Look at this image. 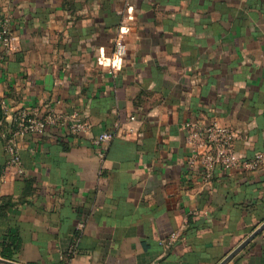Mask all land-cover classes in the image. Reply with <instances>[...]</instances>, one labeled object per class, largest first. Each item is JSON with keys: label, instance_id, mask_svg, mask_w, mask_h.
I'll return each mask as SVG.
<instances>
[{"label": "crops", "instance_id": "obj_1", "mask_svg": "<svg viewBox=\"0 0 264 264\" xmlns=\"http://www.w3.org/2000/svg\"><path fill=\"white\" fill-rule=\"evenodd\" d=\"M7 17L0 253L15 239L21 264H219L264 223V167L205 184L187 143L188 123L217 121L241 157L264 152V0H0ZM20 107L92 130L22 138L19 170L4 109ZM227 264H264V230Z\"/></svg>", "mask_w": 264, "mask_h": 264}, {"label": "built area", "instance_id": "obj_2", "mask_svg": "<svg viewBox=\"0 0 264 264\" xmlns=\"http://www.w3.org/2000/svg\"><path fill=\"white\" fill-rule=\"evenodd\" d=\"M126 34V25L122 22L115 38V60H120L127 55ZM0 44L7 51L13 49L11 20L8 17L0 21ZM4 114L10 119L12 128L6 145L11 155L10 163L17 166L19 170H22V160L18 143L22 138L55 129L71 136L86 135L92 130V126L82 120L78 113L66 114L51 107L44 111H30L24 107L6 108ZM187 127L190 129L187 143L192 152L190 164L200 170L205 184L212 182L217 171L221 173L255 172L264 167V152H259L251 158L239 155L236 149L237 134L231 127L217 121L188 123ZM113 138L112 132H102L95 137L93 143L99 146L111 142ZM177 238L178 236L173 234L161 244L171 246Z\"/></svg>", "mask_w": 264, "mask_h": 264}, {"label": "water", "instance_id": "obj_3", "mask_svg": "<svg viewBox=\"0 0 264 264\" xmlns=\"http://www.w3.org/2000/svg\"><path fill=\"white\" fill-rule=\"evenodd\" d=\"M264 230V223L258 227L245 241H243L236 249H234L224 260L219 264H227L232 260L240 251H242L251 241H253ZM0 264H21L6 259L0 258Z\"/></svg>", "mask_w": 264, "mask_h": 264}, {"label": "trees", "instance_id": "obj_4", "mask_svg": "<svg viewBox=\"0 0 264 264\" xmlns=\"http://www.w3.org/2000/svg\"><path fill=\"white\" fill-rule=\"evenodd\" d=\"M243 173H249V172H243ZM21 244L20 241L12 240L11 244H8L7 246H4L0 256L4 259L16 262L17 255L20 252Z\"/></svg>", "mask_w": 264, "mask_h": 264}]
</instances>
